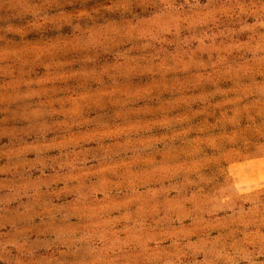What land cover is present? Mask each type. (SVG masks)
Here are the masks:
<instances>
[{"label":"rangeland","instance_id":"obj_1","mask_svg":"<svg viewBox=\"0 0 264 264\" xmlns=\"http://www.w3.org/2000/svg\"><path fill=\"white\" fill-rule=\"evenodd\" d=\"M0 264H264V0H0Z\"/></svg>","mask_w":264,"mask_h":264}]
</instances>
